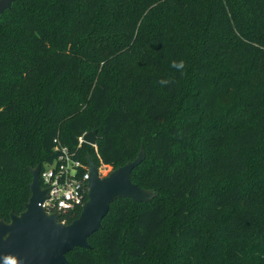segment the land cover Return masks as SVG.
<instances>
[{
	"label": "trees",
	"instance_id": "obj_1",
	"mask_svg": "<svg viewBox=\"0 0 264 264\" xmlns=\"http://www.w3.org/2000/svg\"><path fill=\"white\" fill-rule=\"evenodd\" d=\"M93 130L82 161L116 169L143 148L131 182L156 195L115 200L70 264H264V0L13 1L0 220L24 211L54 140L74 149Z\"/></svg>",
	"mask_w": 264,
	"mask_h": 264
},
{
	"label": "water",
	"instance_id": "obj_2",
	"mask_svg": "<svg viewBox=\"0 0 264 264\" xmlns=\"http://www.w3.org/2000/svg\"><path fill=\"white\" fill-rule=\"evenodd\" d=\"M15 0H0V14L9 9ZM87 145L97 144V131L83 135ZM145 159L140 148L136 158L101 177L91 155L85 160L88 165L87 201L78 218L62 224L58 215L47 213L40 204L46 199L48 189L39 181L41 166L30 169V197L24 211L10 213L9 221L0 220V264L5 257L17 259V264H70L66 254L75 248L90 249L88 238L101 229V223L110 205L117 199L127 198L145 203L154 197L153 191L139 188L131 182L132 171Z\"/></svg>",
	"mask_w": 264,
	"mask_h": 264
},
{
	"label": "built area",
	"instance_id": "obj_3",
	"mask_svg": "<svg viewBox=\"0 0 264 264\" xmlns=\"http://www.w3.org/2000/svg\"><path fill=\"white\" fill-rule=\"evenodd\" d=\"M83 133L74 149L54 140V159L41 167L39 181L48 189L41 207L47 213L58 215V221L66 224L70 217L81 211L87 201L88 165L81 159ZM97 154V145H89Z\"/></svg>",
	"mask_w": 264,
	"mask_h": 264
},
{
	"label": "clouds",
	"instance_id": "obj_4",
	"mask_svg": "<svg viewBox=\"0 0 264 264\" xmlns=\"http://www.w3.org/2000/svg\"><path fill=\"white\" fill-rule=\"evenodd\" d=\"M172 67L176 68L178 71H183L185 69V62L184 61H173ZM161 85H167L171 83L170 80H161L160 81ZM5 259V264H17V259L11 256H7L4 258Z\"/></svg>",
	"mask_w": 264,
	"mask_h": 264
},
{
	"label": "rangeland",
	"instance_id": "obj_5",
	"mask_svg": "<svg viewBox=\"0 0 264 264\" xmlns=\"http://www.w3.org/2000/svg\"><path fill=\"white\" fill-rule=\"evenodd\" d=\"M71 81L77 82V81H75V80H70V82H71ZM79 82H81V81H78V83H79ZM73 84H74V83H73ZM79 84H80V83H79ZM91 157H92V156H91ZM92 159H93V157H92ZM93 161H94V163L97 165L101 177L106 176L107 174H109V173L113 170V168L110 167V166H105V165H103V164H101V163L97 164V163L95 162L94 159H93ZM153 194H154V197H155L156 194H155L154 192H153ZM154 197H153V198H154ZM153 198H152V199H153ZM143 203H144V202H143ZM145 203H147V202H145Z\"/></svg>",
	"mask_w": 264,
	"mask_h": 264
}]
</instances>
